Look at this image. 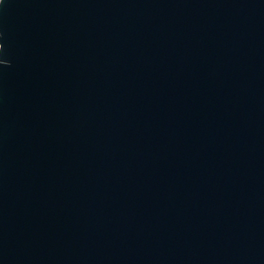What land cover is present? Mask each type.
<instances>
[{"label":"water","instance_id":"95a60500","mask_svg":"<svg viewBox=\"0 0 264 264\" xmlns=\"http://www.w3.org/2000/svg\"><path fill=\"white\" fill-rule=\"evenodd\" d=\"M0 44V264H264V0H4Z\"/></svg>","mask_w":264,"mask_h":264},{"label":"snow or ice","instance_id":"6c2138e0","mask_svg":"<svg viewBox=\"0 0 264 264\" xmlns=\"http://www.w3.org/2000/svg\"><path fill=\"white\" fill-rule=\"evenodd\" d=\"M4 3V0H0V4H3ZM0 48H2L3 49V44H0ZM5 62H7V60H0V64H3V63H5Z\"/></svg>","mask_w":264,"mask_h":264}]
</instances>
